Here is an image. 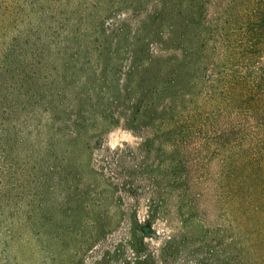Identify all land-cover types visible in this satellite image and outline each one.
Returning <instances> with one entry per match:
<instances>
[{"label": "rangeland", "instance_id": "rangeland-1", "mask_svg": "<svg viewBox=\"0 0 264 264\" xmlns=\"http://www.w3.org/2000/svg\"><path fill=\"white\" fill-rule=\"evenodd\" d=\"M167 18L151 0H0V264H264V227L218 202L203 151L189 159L196 212L151 217L172 150L151 146L157 78L141 67Z\"/></svg>", "mask_w": 264, "mask_h": 264}, {"label": "trees", "instance_id": "trees-1", "mask_svg": "<svg viewBox=\"0 0 264 264\" xmlns=\"http://www.w3.org/2000/svg\"><path fill=\"white\" fill-rule=\"evenodd\" d=\"M153 15L169 19L166 31L158 33L161 41L151 40L160 51L147 56L141 68L155 66L151 146L156 140L172 150L164 165L173 189L168 187L165 199L160 175L151 174V217L166 203L167 223L183 225L185 213L196 212L189 159L203 151L215 160L218 202L264 227V0H151ZM111 32L101 31L106 38ZM114 153L109 159L118 176L121 155L118 149ZM173 241L170 236L164 245ZM195 258L197 264H216L214 257Z\"/></svg>", "mask_w": 264, "mask_h": 264}]
</instances>
